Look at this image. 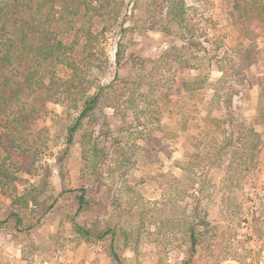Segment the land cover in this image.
Instances as JSON below:
<instances>
[{
	"label": "rangeland",
	"instance_id": "rangeland-1",
	"mask_svg": "<svg viewBox=\"0 0 264 264\" xmlns=\"http://www.w3.org/2000/svg\"><path fill=\"white\" fill-rule=\"evenodd\" d=\"M150 1H126L119 17L123 25L111 26L93 45L98 66L91 76L124 88L123 95L117 91L119 109H124L132 90L131 77L142 76L143 85L134 91L148 102L139 97L135 101L141 115L134 126L144 131L135 143L136 153L158 163L151 176H143L132 164L119 176L113 172L117 156L110 157L108 167L100 170L99 205L78 222L92 232L124 226L129 240L123 236L112 240L122 264H264V29L253 40L243 37L230 20L239 0H183L184 23L170 27L166 35L163 26L146 19V10L167 8L170 0H156V8L149 6ZM119 49L124 54L117 67ZM59 73L68 75L63 69ZM193 78L205 84L207 92L204 87L181 89ZM229 94L234 95L232 103L226 99ZM106 102L117 108L113 100ZM68 111L58 103L46 105L33 126L42 140L38 143L36 136L35 167L13 185H0V264H116L109 235L85 241L75 231L71 222L75 198L68 191L98 184L79 175L82 134L93 131L101 138L102 122L115 134L124 123L114 108L103 107L69 143L70 122L65 116L76 117L81 109L77 104ZM8 122H2L0 133ZM239 133L258 141L256 149H250L246 140L243 150ZM227 144L231 145L225 149ZM179 164L188 166L192 183L184 202L170 184L181 174ZM28 193L38 194V202L44 204L39 207L33 199L28 209L14 204ZM53 200L51 211L39 217ZM197 200L215 235L209 247L198 248L190 258L176 220L183 204L190 208ZM13 212L25 225L35 222L34 227L17 230L9 218Z\"/></svg>",
	"mask_w": 264,
	"mask_h": 264
},
{
	"label": "trees",
	"instance_id": "trees-1",
	"mask_svg": "<svg viewBox=\"0 0 264 264\" xmlns=\"http://www.w3.org/2000/svg\"><path fill=\"white\" fill-rule=\"evenodd\" d=\"M126 1L0 0V129L3 121H9L5 131L0 133V185H13L19 175L29 174L35 167L38 157L37 153L33 152L34 150L36 152V136L38 143L42 140L34 132L33 126L47 104L58 103L68 107V114L71 110L77 109V104L80 106L81 111L76 117L65 116L70 122L67 126L69 143L73 142L86 126L87 120L94 118L96 110H101L103 107L114 108L120 121L124 123L116 134L104 121L102 127L105 131L100 130L101 138L94 136L93 131H90L83 133L79 142V175L84 180L92 179V184L95 181L98 184L89 187L81 184L68 192L73 193L75 198L73 200L75 212L71 218L75 231L85 241L102 240L109 235L110 253L116 264L122 262L112 240L123 236L124 241L127 242L131 234L124 226L116 228L115 225L107 227L104 232H92L90 228L79 223L78 219L83 214L91 215L97 204L99 205L97 192L100 191L99 187L102 184L100 170L105 166L108 167L110 157L117 156L113 172H118L119 176H122L126 166L129 167L131 164L135 166L134 168H138L143 176H151L154 171L153 164L158 163L157 159L154 160L152 157L147 159L146 154L136 153L138 148L135 143L138 138L142 139L144 131H141L138 125L134 126L139 123L141 115L136 112L135 101L139 97L141 101L148 102L146 96L143 97V94H136L134 91L135 86L138 88L139 84L143 85L142 76L131 77L129 85L132 86V90L124 100L125 105H122L124 109H119L120 105L116 102L121 97L117 91L120 90L123 95L124 88H113L115 82L101 83L98 77L91 76L92 68L98 66L93 45L97 44L100 37H104L111 26L123 25V19L120 24L119 17ZM129 1L138 4L140 0ZM182 1L170 0L167 8L158 7L156 12L147 9L149 17L146 19L152 21V24L163 26L164 34L168 35L170 27H180L184 23ZM156 3V0H151L149 6L156 8ZM155 14H158V18ZM230 20L241 29L245 39H255L264 29V0H239ZM69 30H73V36L69 35L71 33ZM185 38L182 36L181 39L186 42ZM123 54L124 51L117 50V67ZM141 68H143L142 64ZM61 69L68 75H61L59 73ZM183 83L181 89L192 92L204 87L207 92V86L205 87V84L203 86L198 78H193L190 84ZM92 89L94 92L97 89V92L91 94ZM228 89L232 90V86L229 85ZM233 96L229 94L226 98L229 103H232ZM108 99L113 100L117 108L113 104L109 106L106 102ZM149 105L148 103L147 106ZM127 111H130V116ZM131 128L134 132H129ZM238 135L237 140L243 143V150L246 140L250 149H256L258 141H253L246 134ZM32 141L34 145H31ZM230 145L227 144L225 149ZM108 159L110 161L106 162ZM179 165L181 174L170 184L175 194L180 196L178 199L184 202L187 197L185 193L190 190L192 183L188 175L190 173L188 166ZM37 197L38 194L35 196L33 193H28L14 204L20 205L22 209H28L30 199L39 203ZM43 204L40 202L37 205L41 207ZM55 204V200L50 201L39 217L49 213ZM188 207L186 203L182 205L176 221L179 233L182 232L186 237L187 251L191 258L197 253L198 248L201 251L202 247L203 249L209 247V239L214 238L215 234L214 228L208 229V222L205 219L207 212L202 211L199 200L195 206ZM9 218L13 219L15 228L20 232H28L35 225V222L25 225L19 213L13 212Z\"/></svg>",
	"mask_w": 264,
	"mask_h": 264
}]
</instances>
